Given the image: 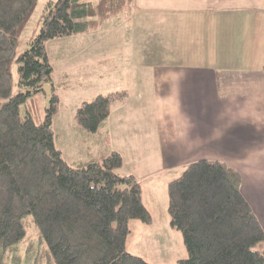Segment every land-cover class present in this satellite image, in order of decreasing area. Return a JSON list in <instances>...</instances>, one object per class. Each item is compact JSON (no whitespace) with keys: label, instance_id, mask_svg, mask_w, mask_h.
Segmentation results:
<instances>
[{"label":"trees","instance_id":"trees-1","mask_svg":"<svg viewBox=\"0 0 264 264\" xmlns=\"http://www.w3.org/2000/svg\"><path fill=\"white\" fill-rule=\"evenodd\" d=\"M38 0H0V264H155L128 250L131 221L153 220L132 173H121L122 153L102 152L72 163L55 143L53 116L60 96L37 120L20 106L44 83L52 84L47 41L97 28L113 16L130 15L135 0H48L41 27L17 56L18 37ZM19 61L14 90L12 63ZM54 84H52L53 86ZM124 90L84 100L75 118L97 132ZM240 173L226 162H190L168 184L172 227L183 234L188 255L171 264H264V228L241 192ZM32 214L40 240L27 237Z\"/></svg>","mask_w":264,"mask_h":264},{"label":"crops","instance_id":"crops-1","mask_svg":"<svg viewBox=\"0 0 264 264\" xmlns=\"http://www.w3.org/2000/svg\"><path fill=\"white\" fill-rule=\"evenodd\" d=\"M140 19L167 24V35L143 30ZM78 35L82 50L109 56L98 69L109 83L99 85L118 86L128 97L112 104L97 132L73 113L72 163L120 151L121 173L137 177L150 209L145 199H155V186L166 182L168 193L190 162L224 161L240 173L241 192L264 228V0H135L129 16ZM167 214L134 225L160 221L166 230L168 204Z\"/></svg>","mask_w":264,"mask_h":264},{"label":"rangeland","instance_id":"rangeland-1","mask_svg":"<svg viewBox=\"0 0 264 264\" xmlns=\"http://www.w3.org/2000/svg\"><path fill=\"white\" fill-rule=\"evenodd\" d=\"M47 1H37L36 7L18 37L17 56L29 47L31 38L39 31L42 13ZM140 24L143 30L165 33L167 35V24L154 23L160 30H155L152 21L142 23L140 19ZM82 32H79V34ZM74 35L55 37L46 42L50 62L53 65L52 84H54L55 90L60 96V109L52 119L55 143L58 147L63 148L69 162L78 158V149H76V143L73 142L74 135L68 130L70 124L73 123L75 109L84 100L90 99L100 92L107 93L112 90L99 85V83H109L108 75L98 70L105 66L103 59L109 56H105L104 51L94 49L89 52L86 48L82 50L84 48V45H81L83 39L80 41L78 33V36ZM165 35H161L160 45L163 44L167 47V36ZM76 39L79 44L76 43ZM225 48L227 47L225 46ZM226 56L223 55L221 57ZM18 67L19 61L14 60L12 63L14 90L17 89V81L19 79ZM103 76L104 78L102 79L101 77ZM117 87L113 91L121 89ZM46 98L47 95L44 98L42 93H37L34 97H30L26 103L20 106L21 115L24 116L26 114L28 106L37 120H43L46 115ZM152 193L155 199L149 200L146 198L145 201L151 207L150 210L154 213L155 218L158 219L159 215L167 214L168 193L166 182L155 186ZM165 206L166 209H164ZM134 220L131 221L132 234L127 240V247L131 252L141 255L155 264L175 263L178 259L188 255L183 234L179 229L167 225V229L164 230L160 221H156L153 228L142 227L141 225H134V222H139ZM24 222L27 229V237L35 240V242L39 241L40 232L32 214H27ZM140 224L142 223L140 222Z\"/></svg>","mask_w":264,"mask_h":264},{"label":"water","instance_id":"water-1","mask_svg":"<svg viewBox=\"0 0 264 264\" xmlns=\"http://www.w3.org/2000/svg\"><path fill=\"white\" fill-rule=\"evenodd\" d=\"M42 90L47 95L46 100L48 101L53 95V86H52V84L49 83V82L44 83V85L42 86Z\"/></svg>","mask_w":264,"mask_h":264}]
</instances>
